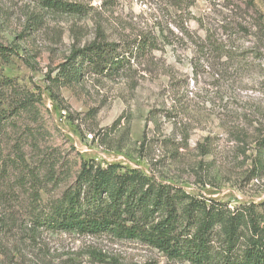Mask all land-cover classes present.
<instances>
[{
  "label": "rangeland",
  "instance_id": "obj_1",
  "mask_svg": "<svg viewBox=\"0 0 264 264\" xmlns=\"http://www.w3.org/2000/svg\"><path fill=\"white\" fill-rule=\"evenodd\" d=\"M46 1L0 0V47L14 54L0 67V264H188L108 234L34 227L84 161L264 213V50L247 0H59L77 13ZM94 43L127 52L125 69L107 78L86 62L64 85L61 65ZM24 99L31 112L16 110Z\"/></svg>",
  "mask_w": 264,
  "mask_h": 264
},
{
  "label": "trees",
  "instance_id": "obj_2",
  "mask_svg": "<svg viewBox=\"0 0 264 264\" xmlns=\"http://www.w3.org/2000/svg\"><path fill=\"white\" fill-rule=\"evenodd\" d=\"M49 3L59 11H80L59 0ZM246 6L248 12L257 15L253 27L259 32L264 50V13L258 10L256 0H247ZM126 53H119L113 43H94L76 51L61 65L60 81L70 87L80 83L86 62L95 74L115 78L128 63ZM13 55L12 50L0 47V67ZM261 57L264 61V53ZM0 95L5 99L0 104L7 102L4 92ZM27 101H20L16 110L31 112ZM24 146L18 148L22 172L28 169ZM259 151L256 168L262 172L264 137ZM32 219L34 227L49 231L83 236L108 234L119 240L137 241L182 263L264 264V213H258L256 206L230 209L220 202L200 200L120 164L103 167L84 161L74 184L60 198L38 209Z\"/></svg>",
  "mask_w": 264,
  "mask_h": 264
}]
</instances>
